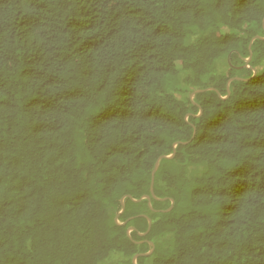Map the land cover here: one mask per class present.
<instances>
[{
    "label": "trees",
    "instance_id": "1",
    "mask_svg": "<svg viewBox=\"0 0 264 264\" xmlns=\"http://www.w3.org/2000/svg\"><path fill=\"white\" fill-rule=\"evenodd\" d=\"M263 19L264 0H0V264H131L149 242L136 264H264Z\"/></svg>",
    "mask_w": 264,
    "mask_h": 264
},
{
    "label": "water",
    "instance_id": "2",
    "mask_svg": "<svg viewBox=\"0 0 264 264\" xmlns=\"http://www.w3.org/2000/svg\"><path fill=\"white\" fill-rule=\"evenodd\" d=\"M262 24L264 25V19H263ZM255 39H264V38L259 37V36L253 38V39L251 40L249 46H248L249 49L251 48V44H252V42H253ZM250 58H251V54H250V56H249L246 60H250ZM254 75H255V71H254L253 76H254ZM253 76H252V77H253ZM234 80H243V81H246V79H241V78H236V77H233V78L229 79L228 82H227V84H226V90H227V95H226V97H228V95L230 94V91H229V84H230L232 81H234ZM204 91H216V90L213 89V88H208V89H205V90L194 91V92L191 93L190 98L193 99V96H194L196 93H198V92H204ZM220 97H221V96H220ZM226 97H221V98H226ZM200 113H201V112H200ZM195 134H196V129L194 128V129H193V134H192L191 140H193ZM177 144H178V143H176L175 145H177ZM174 148H175V146H174ZM174 155H175V151H173V153H172L171 155H168V156H161V157L156 161V163H155V165H154V168H153V171H152V173H151L150 188H149V190H150V196H143V197H141V198L138 199V200L133 199L134 202H140L141 200H144V199H145V200H147L148 204L150 205V200H151V198H153V199H158V198L155 196V194H154V189H153L155 173H156V171L158 170L159 163H160V161H161L162 159H171V158L174 157ZM127 197H129V196H127ZM124 198H125V197H123V198L120 200V203H121L122 208H121V211H120L119 213H121V212L124 210V203H123ZM166 199H167V198H162V199H159V200H161V201H165ZM170 202H171L170 207H169L167 210H163V211H165V212H169V211L172 209V207H173V201L170 200ZM140 216L146 218V220H147V230H146V232H144V233H139V236H145V235L149 232V230H150V228H151L152 221H151L146 215H140ZM115 221H116V223L119 224V225H122V224L124 223V222L120 223V222L118 221L117 217H115ZM131 231H134V228H129V229L127 230V234L130 235V232H131ZM149 246H150L151 248H150V250H149L148 252H146V253H139V254H136V255L133 256V258H132V262H133V264H136V260H137L138 257H141V256H148V255H150V254L152 253V251H153V249H154V244H153L152 242H149Z\"/></svg>",
    "mask_w": 264,
    "mask_h": 264
},
{
    "label": "rangeland",
    "instance_id": "3",
    "mask_svg": "<svg viewBox=\"0 0 264 264\" xmlns=\"http://www.w3.org/2000/svg\"><path fill=\"white\" fill-rule=\"evenodd\" d=\"M222 30H223V32H227L226 28H223ZM245 63L248 64L249 60H245ZM176 64H177V67L179 68L180 64L179 63H176ZM218 64L223 71L227 70V68L225 66V61H219ZM263 65H264V63H263ZM238 67L242 68V66H238ZM260 69H261V67L257 70H260ZM240 71L241 70L237 71L236 76H235L236 78H241ZM188 95H189V97L191 96L190 94H188ZM150 261H151V259L147 260V263ZM116 263L117 264L118 263L119 264H129L128 259H126L123 255L118 254V253H111L109 255V257L106 260H104L103 262H101L100 264H116ZM131 264H132V260H131Z\"/></svg>",
    "mask_w": 264,
    "mask_h": 264
}]
</instances>
